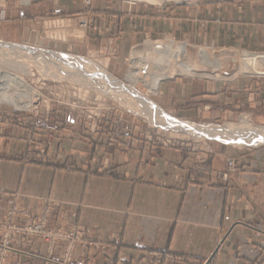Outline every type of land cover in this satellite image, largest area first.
<instances>
[{"label": "crops", "instance_id": "0c3cea01", "mask_svg": "<svg viewBox=\"0 0 264 264\" xmlns=\"http://www.w3.org/2000/svg\"><path fill=\"white\" fill-rule=\"evenodd\" d=\"M79 15L86 17L85 30L76 25ZM47 26L79 39L68 47L75 54L101 51L118 61L134 43L165 36L191 46L264 52V0L165 8L118 0H4L0 6L2 42H39ZM157 91V105L179 119L232 123L247 114L264 126V77L164 79ZM23 121L0 114V214L11 199L29 208L40 198L57 201L50 226L77 225L97 236L78 245L75 264H104V253L120 264H153L151 249L198 263L218 247L211 264H264V144L236 149L208 141L189 149L130 145L126 136L123 144L89 145L81 135L56 138ZM75 153L83 159L64 166ZM47 155L51 160L40 159ZM227 156L238 159V168L223 180L217 173L226 170ZM16 246L25 249L12 264H55L44 257L42 242Z\"/></svg>", "mask_w": 264, "mask_h": 264}, {"label": "rangeland", "instance_id": "374dc122", "mask_svg": "<svg viewBox=\"0 0 264 264\" xmlns=\"http://www.w3.org/2000/svg\"><path fill=\"white\" fill-rule=\"evenodd\" d=\"M118 1L120 4L128 5L122 0ZM200 1L209 0H148L145 3H138L129 6L145 4L165 8L176 5H186ZM3 2L4 0H0V6L3 5ZM85 19L86 17L83 15H79L77 17L76 25L78 28L82 30L86 29L87 20ZM83 22L84 24H82ZM50 28L51 27L48 26L46 27L47 30L43 34V40H40L39 42L17 43L18 45L9 46H26L46 51L51 50V52H61L70 54L76 58H81L91 66L99 68V70L108 75V77L111 76L114 81L116 80L124 87L127 86L125 87L126 90H128L129 87V91L135 90L140 96H147L145 98L149 99L154 105L160 108L162 113L165 112L167 117L169 116L177 118L171 112L157 105L156 94L158 93V91L153 93L152 90L149 89L147 82L142 81L141 79L143 78L142 76L151 74L153 68L159 64L157 58L158 56H160V54L167 56V53H169V51L171 53L172 51L166 50L167 53L166 51H162L161 53H159L160 51H158V55L157 53H155L156 50L153 48L154 45L159 44L160 42L168 43L170 41H173L178 45L186 41L174 39L172 36H165L157 39H148L144 41L140 40L137 43H134V45L131 47L130 53H128L129 55H126L122 60L118 61L114 58L113 55H109L108 53H104L101 51H90L87 54L83 55L75 54L71 50H69L68 47L72 43H80V40L65 34L63 30H60L56 26L53 29ZM21 44L24 46H22ZM200 47L201 46L194 45L188 46L184 58L181 59L183 61L185 60L193 66L192 71L184 73H177L174 71L171 77L165 78V80L172 78H208L218 81H225L238 76H248L253 78L264 77V64L262 62H258L256 65L257 71H262L261 73H258L254 72L253 70L251 71L250 69L248 71L247 69H243L240 65V62H238L239 58H237L238 53L240 54L241 52H260H249L231 47L208 46L210 50H215L216 52H220L222 50L226 51L224 52L225 54H219L222 62L221 68L213 69L210 65L206 64L202 60V57L199 53ZM133 49L136 52L137 60L140 58V61H144L149 56L151 58L149 57L148 59L152 60V62L149 61L150 65L148 62L146 63V61H144L145 63H142L143 66L139 65L140 68L137 67V70L139 69V73H137L140 76V80L136 83H132V80H129L130 78L128 75L132 70L131 55ZM0 51L3 52H0V69L2 68V70L19 74L34 89V103L30 108L13 107L9 103L0 102V114L3 113L4 115V113H11L18 116L21 115L24 118L23 123L28 119L27 124L33 122L34 128H38L40 130L45 129L46 131L51 130L52 132H50L49 134L56 138L59 137L60 133H70L71 137L81 135L82 137L88 139L89 145L98 144L109 146V144L111 145L112 143L123 144L124 141L122 139L127 136L130 138V140L126 139V142L130 145L133 143L140 144L144 142H150L154 144L175 145L189 149L200 148L202 147V144L208 141L221 142L236 149L244 146H256L264 144V141L258 142L256 144L255 142H238L237 140H235L236 142H230L231 139H223L222 137H207L201 135L194 136L193 134H191L192 132H188V134L187 132L178 131L176 129L177 127H173L171 125L164 126L161 123L155 122L140 113L129 110L115 96L110 95V93L101 92L100 89L95 88L93 84H91L93 80L91 81L87 74L82 72L83 70H81L79 67L72 66L74 64L67 65L66 67L58 66V64L49 66L47 65V62L39 55L30 56L23 52L12 53L6 51V49H0ZM153 53H155V55ZM151 55L154 56L152 57ZM154 58L155 60H153ZM18 61L27 63L29 65L26 71L22 67H11V65L15 64ZM173 63L174 61L172 60L167 64L172 65ZM95 80H98V78ZM99 82L100 86L102 85L103 87H106V84L101 83V80H99ZM143 82H145L146 84ZM177 119L181 120V123H192L195 126L200 125L199 127L212 125L221 128H225V125L227 124L238 126L239 124H242L241 122L247 121L248 126L254 129H264V126L254 125L252 123L251 117L247 114H242L238 120L232 123H207L179 118ZM234 134L236 133L231 134V136H233ZM92 146L93 148L95 147L94 145ZM43 154L46 155V148L44 149ZM68 157L72 158L68 160ZM82 157L83 156H81L80 153L66 156V163L63 162V165L75 167L77 166L75 162L78 159H83ZM40 159H45L46 161H48L50 158L47 155ZM229 159H233L232 168H229L228 166ZM61 160L62 158L55 161L59 162ZM225 163L226 170L217 173V176H219L223 180L229 179L230 175L237 170L238 159L234 156H227ZM57 204V201H53L48 198H40L36 207L29 208L27 206L20 205L14 199H11L8 206L5 207L3 212L0 214V221H3L6 218L10 219L11 216H8V212L13 208L22 209L23 215L18 216L17 220H15V223L23 228L29 225L40 223L39 235H42L46 232L54 234L55 236L50 240L54 241L53 243L58 242V246L50 248V243L48 244V242L45 241L46 239L42 238L39 235L28 236L27 234H18L15 237L14 235H12L14 233H9L8 238L10 242V249L8 250L4 259V262L6 264H12L14 256L19 253L20 250L25 249L16 246L18 244H22L23 242L27 243V245H30L34 242H42L43 244H45L46 255L44 257L47 259H54L55 264H75L73 261V255L78 245H80L81 243L92 244L97 241V236L93 233L92 230H86L81 226L73 225L68 229H61L59 227L50 226L49 222L54 214V210ZM20 211L21 210H19V212ZM25 211H28L30 214H25ZM10 222L9 226H11ZM72 231L79 232L78 239L73 237L66 238V236H70V233H72ZM75 234L77 235V233ZM2 235L3 230L0 228V239L2 238ZM60 235L63 236V238ZM72 239H74L73 242L70 241ZM62 240H64L63 245H61L60 243ZM67 244L71 245L68 250L66 249ZM218 249L219 247L216 248V250L211 254L209 258L204 259L198 263H196V260H193L191 258L189 259L188 257L183 256L180 257L179 255L170 251H159L156 249H151L147 252L150 261L153 264H162L166 256L170 258H167L165 264H211V260ZM65 252L69 254V263H63L62 261V259H64L65 257ZM103 255H105L104 264H120L119 262H113L112 259L108 258L105 253ZM159 256L162 257L161 261L158 259Z\"/></svg>", "mask_w": 264, "mask_h": 264}, {"label": "bare ground", "instance_id": "6f19581e", "mask_svg": "<svg viewBox=\"0 0 264 264\" xmlns=\"http://www.w3.org/2000/svg\"><path fill=\"white\" fill-rule=\"evenodd\" d=\"M0 41V49L5 50L8 52L16 53H25L30 56L39 55L42 57L49 66H54V64H58V66L66 67L67 65L74 64L72 66L79 67L82 72L87 74V76L92 81L91 84L97 89H100L101 92L110 93V95L115 96L120 100V102L126 106L129 110L140 113L150 119H152L155 122L161 123L164 126H173V127H179L182 130H185V132H192L194 136H207V137H222L223 139H230L231 134H246L248 136L242 137L238 139V142H263L264 141V129H254L250 126H248L247 121L241 122L242 124H239L238 126H235L233 124H227L225 125V128L221 127H215L212 125L207 126H195L192 123H180L177 121H174L172 117H167L166 114L162 113L161 109L158 108L156 105H154L149 99H146L144 97L140 96L138 92L135 90H130L129 87L128 90H126L125 87L121 85V83H118L116 80L114 81L111 76L108 77L104 72L99 70V68L91 66L89 63L84 61L81 58H76L72 55L61 53V52H51L46 50H41L38 48H32V47H12L9 45H17V43L12 42H6L4 41L1 43ZM8 43V44H7ZM181 43V42H179ZM191 46L187 44L186 42H183L181 44H176L173 41H170L168 43L160 42L159 44H156L153 46V48L156 50L155 53L159 55L162 51L166 50H172L171 53H169L167 56L161 55L158 56L157 60L159 61V64L156 65V67L153 68V71L151 74L142 76V81L147 82V85L150 90H152L153 93L157 92L159 84L162 80L165 78L171 77V75L175 72L177 73H184V72H190L193 70V66L186 62L185 60H181L184 58L187 47ZM158 51H160L158 53ZM2 52V51H0ZM5 52V51H4ZM147 52V51H146ZM226 51L222 50L220 52H216L215 50H210L208 46H201L199 48V53L202 57V60L211 66L213 69H220L222 62L219 54L224 53ZM3 53V52H2ZM19 53V54H20ZM155 53H153L155 55ZM225 54V53H224ZM153 55V56H154ZM131 65L132 70L129 72V80H132V83H136L139 81V69L137 70V67L139 65L143 66V62L146 61V63L149 61L152 62V60L148 59L140 61L139 59H136V52L132 51L131 55ZM152 56V55H151ZM152 56V57H153ZM157 56V55H156ZM239 58L240 65L243 69H247V71L250 69L254 72L261 73L257 71V63L262 62L264 64V53H248V52H241L237 55ZM151 58V57H150ZM155 60V58L153 59ZM174 61L172 65H168L169 61ZM140 61V62H139ZM156 62V61H155ZM145 63V62H144ZM158 63V62H157ZM150 65V63H149ZM261 65V64H260ZM29 65L24 62H16L15 64L11 65V67H22L25 71L27 70V67ZM151 67V66H150ZM142 68V67H141ZM138 72V73H137ZM264 73V72H263ZM98 80H95L97 79ZM105 83L106 87L100 86V82ZM143 82V83H145ZM146 84V83H145ZM104 89V90H103ZM108 89V90H107ZM36 93V92H35ZM0 102H6L11 104L13 107H25L30 108L31 105L34 103V89L31 87L29 83L25 81V79L20 76L17 73L9 72L6 70L0 69ZM248 143V144H249Z\"/></svg>", "mask_w": 264, "mask_h": 264}, {"label": "built area", "instance_id": "2783aa9c", "mask_svg": "<svg viewBox=\"0 0 264 264\" xmlns=\"http://www.w3.org/2000/svg\"><path fill=\"white\" fill-rule=\"evenodd\" d=\"M122 1L124 3H126V4H128V5H134V4H138V3H145L148 0H122ZM82 24H84V22ZM232 160L231 159L228 160L229 168L233 167V161ZM224 177H225V174H224ZM19 210H21V211L19 212ZM8 214H9L8 216H11L10 219L6 218L3 221H0V228L3 230V235H2V238L0 239V264H6L4 262V259L6 257V254H7L8 250L10 249V247H9L10 246V242H9V238H8L9 237L8 236L9 233H14L12 235H14L15 237L18 234H27L28 236H34V235H39L40 234L39 233L40 223L34 224V225H29V226H27L25 228L20 227L19 225H17L15 223V220H17V217L20 216V215H23L22 209L13 208L12 210H10L8 212ZM25 214H30V213L28 211H25ZM9 222H10L11 226H9ZM75 233H77V235ZM39 236H41L42 238H45L46 239L45 241H47L48 244L50 243V245H49L50 248L58 246V242L53 243L54 241L50 240V239H52L55 236L54 234L46 232V233H43L42 235H39ZM61 237L63 238V236H61ZM68 237H73V238L78 239L79 238V232L78 231H72V233H70V236H66V238H68ZM64 240H62L60 242L61 245H63ZM70 241L73 242L74 239H72ZM70 247H71V245L67 244L66 249L68 250ZM68 257H69V254H67L65 252V257H64V259H62L63 263H69L68 262V260H69ZM167 258H170V257L166 256L164 258V261H163L162 264L166 263ZM158 259L161 261L162 257L159 256Z\"/></svg>", "mask_w": 264, "mask_h": 264}, {"label": "water", "instance_id": "95a60500", "mask_svg": "<svg viewBox=\"0 0 264 264\" xmlns=\"http://www.w3.org/2000/svg\"><path fill=\"white\" fill-rule=\"evenodd\" d=\"M8 44V43H7ZM22 45V44H21ZM22 46H24V45H22ZM173 118V120L174 121H177V122H182L181 120H178L177 118H174V117H172ZM184 122V121H183ZM186 122V121H185ZM177 127V126H176ZM178 131H183V132H185V130H182L181 128H179V127H177L176 128ZM181 129V130H180ZM189 134V133H188ZM246 136H248V135H246V134H243V133H240V134H234L233 136H231V140H230V142L231 141H233V142H236L235 140H238V139H240V138H242V137H246ZM220 138V137H219Z\"/></svg>", "mask_w": 264, "mask_h": 264}]
</instances>
